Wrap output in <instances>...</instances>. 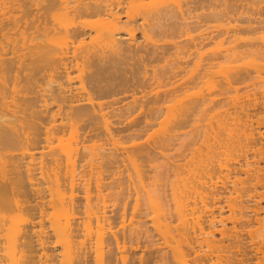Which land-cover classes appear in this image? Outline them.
Masks as SVG:
<instances>
[{"label":"bare ground","instance_id":"bare-ground-1","mask_svg":"<svg viewBox=\"0 0 264 264\" xmlns=\"http://www.w3.org/2000/svg\"><path fill=\"white\" fill-rule=\"evenodd\" d=\"M20 22L29 41L22 30L10 39ZM262 77L264 0H0V264H87L92 222L103 229L106 192L123 173L135 203L149 205L160 241L145 229V242L159 262L205 264L213 255L222 264L216 234L225 228L210 207L224 187L216 173L264 140L239 121L236 94L241 81ZM221 100L228 109L211 112ZM141 123L130 139L117 135ZM176 143L183 163L167 157ZM158 158L178 175L192 168L170 182L171 167L159 165L173 207L155 178L162 170L153 177L143 163ZM255 222L264 244V220ZM132 224L130 240L142 238ZM114 234L125 264L132 243Z\"/></svg>","mask_w":264,"mask_h":264},{"label":"rangeland","instance_id":"rangeland-1","mask_svg":"<svg viewBox=\"0 0 264 264\" xmlns=\"http://www.w3.org/2000/svg\"><path fill=\"white\" fill-rule=\"evenodd\" d=\"M58 12V10H56L54 13ZM9 13H12V15H14L15 17H18L19 15V10L18 7H14L12 11H10ZM83 20L85 21L86 24H94V22L97 20V18L95 17H83ZM21 23V22H20ZM25 23L23 24V22L20 25L16 26V30L14 32V36H12L10 39L13 41V39H15L16 41H19L21 39H17L18 38V33L20 30L23 31L22 36L24 38L25 41H29V33L27 31V28H24ZM138 41H141V37L139 36V34L137 35ZM2 47L4 49H9V45L7 44V39L4 38L2 41ZM232 94V93H231ZM230 94V95H231ZM236 94L238 96V100H239V108L237 106V108L239 110L238 111V119L240 122H244L246 121L247 123L251 124L253 127V132H261L263 134V119H264V109H263V103H264V77L262 78H249L247 80H245L244 82L241 81L240 83L237 84V88H236ZM229 107L228 103H226L225 101L221 100L220 103L216 104L214 106V111H211L213 113H215L216 111H222V110H227ZM241 107V108H240ZM164 115L162 117H160L154 124V126H152V128L147 130L148 132H151L153 130H156L159 128V121H161L163 119ZM200 123V122H199ZM131 126V125H130ZM147 126H145L144 123L141 124H137V125H132L131 127L127 126V128H125L126 130H122L119 133H117L118 136L123 137L125 140L130 139L132 136H134V134L136 133H141L143 132V129H146ZM190 130V127L186 128V131ZM143 137H141L140 139L143 141V139L146 137V135H142ZM264 136V135H263ZM185 138V139H184ZM184 139V140H182ZM140 140V141H141ZM190 140L189 135H184L181 138V142L183 141V145L185 143H187V141ZM178 141V143L180 142ZM185 141V142H184ZM264 140H257V145L255 142L251 143L252 144V148L250 151H248L245 155H241L240 157H238L237 159L231 158L233 160H230L229 162H231L233 165H231V163L229 164L228 161L226 164L225 168L222 170V173H216L217 176H220L222 180V186L224 187H220L218 190V194H217V200L214 203L211 204V209H213L214 211V215H215V220L217 223V226L220 227H224V235L221 237V235H219L218 233L216 234V238L220 239V244H222V254L224 255V257L221 259L222 264H259V262H261L260 264H264V244L259 243V239L257 236H254L256 233L253 230H256V222H255V218L258 217L260 220H264ZM177 142V141H176ZM176 143V144H178ZM175 144V148L173 147L172 150L167 152V157L169 158V161H175V160H179L180 162L183 160L182 158L184 156H181L179 154H181V148H184L182 146V144L180 143V145L182 146L180 148V145L176 146ZM180 149H179V148ZM177 148V149H176ZM187 148V146H186ZM189 150H186L185 153H188ZM189 157V155H188ZM187 157V158H188ZM186 160V159H184ZM154 163L156 164V166L158 165V167H156V169L154 168L153 170V165L154 163L150 164L149 162H143L145 165V169L148 167V172L150 170L153 173V175H157V171H160L158 174L160 176H153L152 173L151 175L155 178H157V181H159V177L162 179H164V176L162 177L164 170L161 167L162 163H163V167L165 166L164 164H166L167 167H171L167 160L165 161L163 158H158L157 160H153ZM152 161V162H153ZM156 161V162H155ZM184 161H182L183 163ZM148 163V165H147ZM240 163V164H239ZM225 165V161L223 163ZM147 165V166H146ZM150 165H152L150 167ZM161 165V166H159ZM155 166V165H154ZM232 166V167H231ZM167 167H164V169L166 168V171L168 170ZM224 167V166H223ZM222 167V168H223ZM184 168V169H183ZM180 168L181 175L178 173H176L175 171H177V169H174V167H171L169 169L168 174H170L168 177H166L167 180H169L170 182H174V180L179 176L185 175L186 172H190L189 169L191 168L188 165H184V167ZM189 168V169H188ZM233 168H235V170H233ZM188 169V170H187ZM192 169V168H191ZM228 169V170H227ZM247 169H249L247 171ZM156 170V171H155ZM155 171V172H154ZM186 171V172H185ZM185 172V174H184ZM124 174V175H123ZM122 175H120L117 179L118 180H123L121 183L119 182H115L117 184H112V189L109 188L107 193V200L105 203V225L103 227V229H99L100 227H96L95 223L92 222L93 225V233L91 236V251L90 254H88L87 257V264H121L122 262L120 261V259L118 258V253L116 252V245L114 243V241L112 239H110L113 235V233L117 234V237H121L119 238L120 240H125L127 243V246L130 247L129 245L132 243V248H128L130 250L126 251V261L124 262L125 264H166L167 262L169 264H172L171 261H169L168 259L165 260V262L161 263L159 262L158 259H156V254L153 251H151V248L148 247V245L151 243H146L145 239H154V240H159L157 236H153L155 235L153 232L154 230L152 229V223H151V216L152 213L150 212V208L148 207L149 205H146L144 201L145 199H143L141 197L140 201H139V205H137L135 203V194H134V190L132 188V186H128L127 182H126V173H123ZM148 176L150 175L149 173L147 174ZM124 176V177H123ZM183 177V176H182ZM121 178V179H120ZM123 178V179H122ZM152 178V177H151ZM155 178H153L155 180ZM125 179V180H124ZM162 181L167 184V182H165L166 180ZM151 180V181H154ZM161 180L159 181V183L161 184V187L164 190L161 192L164 193L162 194V196H165L164 198L167 199V197L170 199H167L169 204H171V206L173 207V199H172V195H171V190H170V182L168 183V186L165 187V184L162 182ZM158 183V182H157ZM114 185V186H113ZM116 185V186H115ZM120 185V186H117ZM130 187V188H129ZM115 188V189H113ZM166 191V193L164 192ZM104 192V193H105ZM115 192V193H114ZM95 193V192H93ZM105 193V194H106ZM170 193V195H169ZM93 197H95V194H92ZM94 200H96V197L93 198V203L95 202ZM98 201V200H97ZM95 202L94 204H98V202ZM136 206H135V204ZM107 204V205H106ZM240 205V206H239ZM138 206V207H137ZM239 206V207H238ZM240 207L242 208L241 212H243V217H241L239 220L237 219V217H239V210ZM146 208V209H145ZM238 211H237V210ZM150 210V211H149ZM235 210V211H234ZM236 216H235V213ZM135 215V216H133ZM141 216L138 218V216ZM124 216V217H123ZM104 217V218H105ZM135 217V218H134ZM137 218L141 220V225H139L140 227L144 228L142 229V235H144L142 237V235L140 237V239H134V240H130L129 238V229H130V225L131 223H134V225L138 226V224H140L139 222H137ZM236 219L238 221H236ZM240 221V222H239ZM137 222V223H136ZM107 224V225H106ZM133 225V224H132ZM133 225V226H134ZM107 226V227H105ZM138 226V227H139ZM99 230H97V229ZM107 228V229H106ZM110 228V230L112 232H110L108 229ZM141 229V228H140ZM147 229L146 231L147 234L149 236H153V237H149L146 238V232L144 234V230ZM223 229V228H222ZM100 230L105 231V233L103 234ZM108 231V232H107ZM107 232V233H106ZM112 233L110 235L109 238V234ZM102 233V237L104 238V240L102 241V245H105V243H110V245L108 244V247H110V249L106 248L105 246H102L101 244L99 246H102L103 249L105 248V250L102 252L100 249H102L100 247V249L98 248V240H100V236ZM151 233V234H150ZM108 234V235H107ZM114 234V235H115ZM108 236V237H107ZM116 236V235H115ZM235 237V238H234ZM237 237V238H236ZM257 237V238H256ZM239 239V240H238ZM109 240V242L107 241ZM111 240V241H110ZM106 241V242H105ZM130 241V242H129ZM160 241V240H159ZM240 241V242H239ZM104 242V243H103ZM145 242V243H144ZM94 244L96 245V248L94 246ZM145 244H147V246H145ZM239 244V245H238ZM107 245V244H106ZM144 245V246H143ZM94 246V247H93ZM147 247V248H146ZM95 248V249H94ZM148 249L149 251H146V249ZM150 248V249H149ZM206 248V247H205ZM205 252H208L205 249ZM98 249V250H97ZM145 249V250H144ZM106 250L108 253H106ZM110 250V251H108ZM153 250V249H152ZM225 250V252H224ZM95 251H101L99 252H95ZM105 252V253H104ZM150 252V253H149ZM96 253V254H95ZM99 253V255H98ZM102 253V255L100 256V254ZM104 253V254H103ZM215 254V253H213ZM91 257H90V256ZM125 255V254H124ZM95 256V257H94ZM169 257V256H168ZM212 257V258H211ZM90 258V261L89 259ZM214 258V259H213ZM230 258V260H229ZM228 260V261H227ZM167 263V264H168ZM216 263V259L215 257H213V255H210V257L205 260V264H215Z\"/></svg>","mask_w":264,"mask_h":264}]
</instances>
